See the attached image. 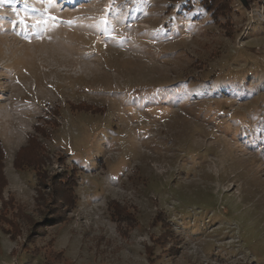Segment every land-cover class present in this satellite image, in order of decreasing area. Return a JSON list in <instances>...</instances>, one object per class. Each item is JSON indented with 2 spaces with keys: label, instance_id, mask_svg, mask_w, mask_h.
I'll use <instances>...</instances> for the list:
<instances>
[{
  "label": "rangeland",
  "instance_id": "374dc122",
  "mask_svg": "<svg viewBox=\"0 0 264 264\" xmlns=\"http://www.w3.org/2000/svg\"><path fill=\"white\" fill-rule=\"evenodd\" d=\"M188 1L0 0V264H264V0L232 37ZM45 116L72 210L15 167Z\"/></svg>",
  "mask_w": 264,
  "mask_h": 264
},
{
  "label": "trees",
  "instance_id": "16d2710c",
  "mask_svg": "<svg viewBox=\"0 0 264 264\" xmlns=\"http://www.w3.org/2000/svg\"><path fill=\"white\" fill-rule=\"evenodd\" d=\"M170 3V8H173L174 5L181 2V0H168ZM261 0H246L247 4L252 6L256 3H259ZM187 5L192 8L193 3L191 0L187 2ZM201 7L210 14L212 20L215 23H218L225 33L232 37L234 35V29H233V23L231 20V16L234 12V9L232 7L231 0H201L200 1ZM235 86V85H234ZM236 92V91H235ZM50 114L55 117L60 115L58 106L54 107H48ZM72 109L76 111H91L94 113L99 112V110H93L91 106H84L82 104L74 105L72 106ZM217 111L221 113H225L226 111L223 109H217ZM236 116V115H234ZM53 119L51 116H45L41 117V121L44 123H36L34 126L35 134L30 135L28 137V147L20 150L17 154L16 160H15V167L18 170H24L26 168L28 169H34L36 172V177L40 180V183L42 185H47L49 181L50 184H52L55 189V192L52 194L53 198L56 199V201L60 204V206L63 207V210H72V208L77 207V195H76V188L78 186V175H77V169L74 167L72 170L67 169L63 173L59 175H53V177H48V174H46V171L43 166V162H41L40 157H37V159L34 161H31L29 159L24 160V154L26 158H28L29 155L34 153H39L41 150H43V144L41 142V138L48 139L52 136V132L48 128V124H57V121ZM255 130H258L256 128ZM249 132L252 130L249 129ZM259 140L260 142H263L264 139V133L259 130ZM255 143V142H254ZM253 143V144H254ZM253 146V145H249ZM264 149V143H261L258 145L257 152L259 150ZM6 157L4 146L2 145V142L0 141V190L5 185V179L2 174V164ZM23 158V159H22ZM52 179V180H51ZM111 206L114 207V218H121L128 221H131L135 219L131 213H129L124 207L120 205L118 202H114L111 204ZM57 214H50L48 218H46L45 226H49L50 224H60L65 221V216L62 213V210L58 211Z\"/></svg>",
  "mask_w": 264,
  "mask_h": 264
},
{
  "label": "snow or ice",
  "instance_id": "6c2138e0",
  "mask_svg": "<svg viewBox=\"0 0 264 264\" xmlns=\"http://www.w3.org/2000/svg\"><path fill=\"white\" fill-rule=\"evenodd\" d=\"M21 23H23V21H21Z\"/></svg>",
  "mask_w": 264,
  "mask_h": 264
}]
</instances>
